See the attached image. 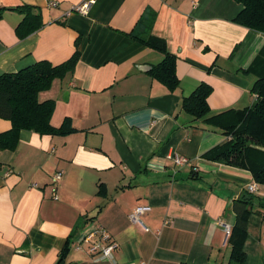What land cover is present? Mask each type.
Instances as JSON below:
<instances>
[{"label":"crops","instance_id":"obj_1","mask_svg":"<svg viewBox=\"0 0 264 264\" xmlns=\"http://www.w3.org/2000/svg\"><path fill=\"white\" fill-rule=\"evenodd\" d=\"M84 1L0 0V75L62 64L77 41L80 51L73 74L39 97L56 103L52 124L69 119L73 131H22L15 149L0 144V264H58L66 247L63 264H230L219 221L234 227L244 199L253 208L246 264H264V185L249 167L205 158L229 140L230 110L256 100L264 34L235 21V0H94L87 15L72 11ZM24 6L42 26L21 37ZM151 38L177 59L175 91L150 74L164 59ZM201 84L212 88L206 118L230 113L208 122L188 114L182 101ZM11 128L0 118V134ZM175 154L191 165H176ZM140 205L151 207L142 217L150 232L130 220ZM98 228L117 245L111 260L90 251Z\"/></svg>","mask_w":264,"mask_h":264},{"label":"trees","instance_id":"obj_2","mask_svg":"<svg viewBox=\"0 0 264 264\" xmlns=\"http://www.w3.org/2000/svg\"><path fill=\"white\" fill-rule=\"evenodd\" d=\"M243 5V10L235 21L247 28L264 34V0H235ZM20 12L25 16L17 28L19 36L23 37L42 26L39 15L32 14L29 6H24ZM146 44L163 53L164 59L152 68L151 76L175 91L180 86L177 76V59L170 54L165 41L151 38ZM76 42V50L69 60L54 65L48 61H39L16 73L0 75V118L9 120L10 131L0 134V144L4 148L15 149L22 131H34L41 135H64L73 131L69 119L60 127L52 124L56 103L53 99L40 100L43 92L50 90L56 80H63L73 74L80 58ZM212 88L201 84L190 96L182 101V108L195 119L206 122L234 111L233 120L224 127V135L229 140L222 146L215 147L205 154V158L221 161L229 165L249 167L255 181L264 185V77L256 80L252 93L256 96L254 104L244 110H230L219 115L206 118L210 113L208 98ZM236 223L232 227L229 238L231 246L230 264H246L247 254L245 242L249 218L253 213L250 199L235 202L233 206ZM68 253L66 247L61 252L58 264H63Z\"/></svg>","mask_w":264,"mask_h":264},{"label":"built area","instance_id":"obj_3","mask_svg":"<svg viewBox=\"0 0 264 264\" xmlns=\"http://www.w3.org/2000/svg\"><path fill=\"white\" fill-rule=\"evenodd\" d=\"M94 0H85L84 2H82L81 4L75 5L72 8L73 12H77L80 13L82 15H87L90 6L93 4ZM58 2L52 1L49 3V7H57ZM170 158H172L175 162L176 165L178 166H186V165H191V161L189 158L185 157V156H181L179 154H175L173 156H170ZM64 172L63 171H58L56 172L52 178H51V196L52 198H56L57 197V193H58V189L60 187V183L63 181L64 179ZM33 188H39V184L34 183L32 185ZM257 189L256 184L250 186L249 190L251 193H254ZM151 210L150 206H137L132 213L130 214V220L132 223L134 224H138L141 225L144 230L146 232H150V229L148 227H146L142 221V217ZM170 223L169 220H167L165 222V225H168ZM219 226H221L224 229V233L226 236L225 239V244L228 243L229 238L231 236L232 233V227H230L229 225H227L223 220L219 221ZM157 234H160V232H157ZM94 235H98L99 236V240L93 245L91 246L90 251L91 252H97L100 254V258L104 259V260H111L112 259V253L113 250L115 248H117V245L111 240L110 235L108 234V232L106 230H104L103 228H98Z\"/></svg>","mask_w":264,"mask_h":264},{"label":"rangeland","instance_id":"obj_4","mask_svg":"<svg viewBox=\"0 0 264 264\" xmlns=\"http://www.w3.org/2000/svg\"><path fill=\"white\" fill-rule=\"evenodd\" d=\"M262 150L264 151V148H262Z\"/></svg>","mask_w":264,"mask_h":264}]
</instances>
